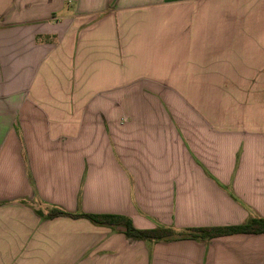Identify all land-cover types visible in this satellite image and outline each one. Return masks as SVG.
Masks as SVG:
<instances>
[{
	"label": "crops",
	"instance_id": "0c3cea01",
	"mask_svg": "<svg viewBox=\"0 0 264 264\" xmlns=\"http://www.w3.org/2000/svg\"><path fill=\"white\" fill-rule=\"evenodd\" d=\"M37 206L264 218V0H0V264H264V233L150 242Z\"/></svg>",
	"mask_w": 264,
	"mask_h": 264
},
{
	"label": "trees",
	"instance_id": "16d2710c",
	"mask_svg": "<svg viewBox=\"0 0 264 264\" xmlns=\"http://www.w3.org/2000/svg\"><path fill=\"white\" fill-rule=\"evenodd\" d=\"M40 218L53 219L55 217H68L70 219H85L91 224L108 227L124 228V235L130 239L145 240L150 242H168L178 240H210L231 235H258L264 233V218H253L238 226H222L208 228H187L176 231L171 228L156 227L149 230H140L133 227L127 218L105 214H71L52 209L45 215L37 212Z\"/></svg>",
	"mask_w": 264,
	"mask_h": 264
},
{
	"label": "rangeland",
	"instance_id": "374dc122",
	"mask_svg": "<svg viewBox=\"0 0 264 264\" xmlns=\"http://www.w3.org/2000/svg\"><path fill=\"white\" fill-rule=\"evenodd\" d=\"M52 21L55 22V23H57V20L56 19H53ZM37 210H38L37 212L42 213V210L39 208V206H37ZM50 210H52V209H50ZM50 210H48L47 212H49ZM41 251H39V254L41 253ZM46 258H47V253L45 251H43L41 253V258H39V259L40 260H46Z\"/></svg>",
	"mask_w": 264,
	"mask_h": 264
},
{
	"label": "water",
	"instance_id": "95a60500",
	"mask_svg": "<svg viewBox=\"0 0 264 264\" xmlns=\"http://www.w3.org/2000/svg\"><path fill=\"white\" fill-rule=\"evenodd\" d=\"M118 228L124 231V228H121V227H118Z\"/></svg>",
	"mask_w": 264,
	"mask_h": 264
}]
</instances>
